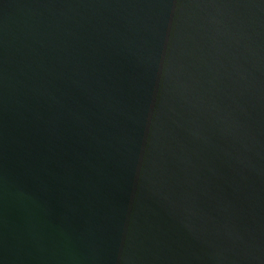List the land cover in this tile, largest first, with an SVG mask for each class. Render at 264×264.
Masks as SVG:
<instances>
[{
    "label": "water",
    "instance_id": "water-1",
    "mask_svg": "<svg viewBox=\"0 0 264 264\" xmlns=\"http://www.w3.org/2000/svg\"><path fill=\"white\" fill-rule=\"evenodd\" d=\"M0 264H264V0H0Z\"/></svg>",
    "mask_w": 264,
    "mask_h": 264
}]
</instances>
